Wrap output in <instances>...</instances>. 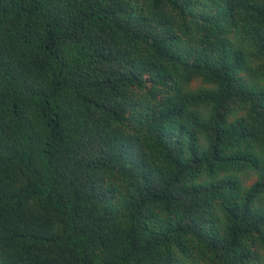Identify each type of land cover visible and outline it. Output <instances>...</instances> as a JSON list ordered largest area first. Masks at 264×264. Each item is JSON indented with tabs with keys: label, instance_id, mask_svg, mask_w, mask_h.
<instances>
[{
	"label": "trees",
	"instance_id": "obj_1",
	"mask_svg": "<svg viewBox=\"0 0 264 264\" xmlns=\"http://www.w3.org/2000/svg\"><path fill=\"white\" fill-rule=\"evenodd\" d=\"M0 264H264V0H0Z\"/></svg>",
	"mask_w": 264,
	"mask_h": 264
},
{
	"label": "rangeland",
	"instance_id": "obj_2",
	"mask_svg": "<svg viewBox=\"0 0 264 264\" xmlns=\"http://www.w3.org/2000/svg\"><path fill=\"white\" fill-rule=\"evenodd\" d=\"M254 179V177H252L249 181H248V183H251V181Z\"/></svg>",
	"mask_w": 264,
	"mask_h": 264
}]
</instances>
